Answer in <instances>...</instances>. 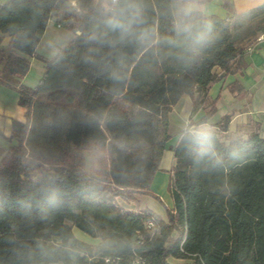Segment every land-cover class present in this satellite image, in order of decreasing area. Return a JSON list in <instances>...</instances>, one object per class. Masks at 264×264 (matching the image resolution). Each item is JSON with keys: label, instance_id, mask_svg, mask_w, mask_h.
Returning a JSON list of instances; mask_svg holds the SVG:
<instances>
[{"label": "trees", "instance_id": "obj_1", "mask_svg": "<svg viewBox=\"0 0 264 264\" xmlns=\"http://www.w3.org/2000/svg\"><path fill=\"white\" fill-rule=\"evenodd\" d=\"M89 2L0 3V32L9 37L7 54L0 46V85L15 90L25 110L23 122L12 121L11 137L17 143L0 160V258L7 261L6 240L16 233L70 247L76 253L74 264H102L96 256H128L136 232L144 233L145 222L153 216L157 234L137 248L149 264H264V138L256 131L227 135L232 113L209 126L222 168L202 171L178 140L168 186L173 207L166 220L149 210L122 208L116 201L134 194L160 201L149 188L169 140V113L182 95H188L204 111L196 123L208 122L215 104L206 102L207 90L246 68V53L264 33V4L225 18L206 15L215 40L202 57L187 67L171 59L135 65L131 81L117 95L111 82L80 63L79 43L65 49L61 64L42 58L44 73L35 87L19 83L51 15L64 12L68 23L74 18L70 11ZM159 3L154 0V11ZM16 5H22L18 15H5ZM223 7L229 11L227 0ZM17 29L27 30V43L20 42ZM160 30L165 32L166 26ZM227 87L231 93L243 90L237 81ZM70 107L105 113L110 119L102 129L77 125L64 131L46 126L48 119ZM93 137L103 141L105 159L89 174L83 152ZM122 140L135 142L138 155L108 151ZM229 186L234 188L231 198ZM30 198L39 201L40 208L25 213L20 202ZM53 199L57 202L49 203ZM73 227L99 242L91 245L77 239Z\"/></svg>", "mask_w": 264, "mask_h": 264}, {"label": "clouds", "instance_id": "obj_2", "mask_svg": "<svg viewBox=\"0 0 264 264\" xmlns=\"http://www.w3.org/2000/svg\"><path fill=\"white\" fill-rule=\"evenodd\" d=\"M5 0H0V3ZM154 0H90L75 9L77 22L68 31L45 37L43 47L57 64L65 60V49L79 43L83 51L80 63L91 72L111 82V91L117 95L131 81L135 65L144 62L171 59L189 66L202 57L214 43L213 23L205 13L207 0H160L153 10ZM22 5L10 7L5 15L16 16ZM166 31L161 32V26ZM16 28V25H12ZM21 43L29 41L25 29H17ZM105 113H89L77 107L57 112L47 121V127L68 131L77 125L104 128L109 121ZM178 139L204 172L224 166L217 151L216 136L203 123H184ZM137 154L135 142L122 140L109 146L108 151ZM85 164L98 167L105 159V146L98 137L90 138L83 152ZM234 188L229 186L231 198ZM55 199L49 203L55 204ZM25 213L38 211L39 201L31 198L21 201ZM9 256L0 258V264H74L75 251L70 247L54 245L40 237H22L10 234L6 240Z\"/></svg>", "mask_w": 264, "mask_h": 264}, {"label": "crops", "instance_id": "obj_3", "mask_svg": "<svg viewBox=\"0 0 264 264\" xmlns=\"http://www.w3.org/2000/svg\"><path fill=\"white\" fill-rule=\"evenodd\" d=\"M229 11L223 7V0H209L205 8L206 15H215L225 18L232 13L239 14L250 8L264 4V0H227ZM70 13H73L70 11ZM69 13V14H70ZM67 14L64 12H55L49 18L45 29L40 33L39 43L35 50V55L29 57V70L21 78L19 83L28 87H35L44 73L42 58H50L48 51L43 47L42 41L45 37L53 36L60 32L68 31L76 23V16L71 18L68 23L65 22ZM60 24V27H57ZM9 37L0 32V46L5 54L9 52ZM244 60L246 68L234 75L222 77L217 82L211 84L206 93V102H214L215 113L208 120L206 125L216 123L225 114L232 113L228 124L227 135L233 136L235 132L242 133L258 132L259 136L264 138V38L258 39L255 45L246 53ZM237 81L243 90L239 93H231L228 85ZM18 93L4 85H0V160L4 151L8 147L17 143L16 139L11 137L12 121H24V108L18 104ZM204 114L202 106L195 105L188 95H182L179 101L173 106L168 115V135L169 140L161 154L158 170L154 173L150 184V192L162 200H165L171 209L173 207L172 198L168 191V186L174 167V148L178 143V135L181 126L189 121L197 122ZM134 203L129 207L137 210H149L161 218L154 209L141 204L142 197H148L142 194H134ZM75 230L80 234H76ZM73 235L88 244L96 245L99 241L90 238L77 228H72ZM92 239L95 243L89 242Z\"/></svg>", "mask_w": 264, "mask_h": 264}, {"label": "built area", "instance_id": "obj_4", "mask_svg": "<svg viewBox=\"0 0 264 264\" xmlns=\"http://www.w3.org/2000/svg\"><path fill=\"white\" fill-rule=\"evenodd\" d=\"M72 6H75V2H71ZM57 24V27H60ZM264 38V33L258 36V39ZM257 39V40H258ZM157 224L153 216H151L144 225V233L136 232V237L133 243V248L128 256H118V255H105L96 256L97 261L100 260L102 264H149L145 257L137 252V248L143 244L145 240H150L154 237L157 232Z\"/></svg>", "mask_w": 264, "mask_h": 264}, {"label": "rangeland", "instance_id": "obj_5", "mask_svg": "<svg viewBox=\"0 0 264 264\" xmlns=\"http://www.w3.org/2000/svg\"><path fill=\"white\" fill-rule=\"evenodd\" d=\"M84 168H85V171L87 173H89V174L94 173L95 168L87 166L85 164V160H84ZM116 201H117L118 205L122 208L137 210L136 208L129 207V204H131L134 201V197H132L129 200L117 198ZM141 204L146 206V207H150V208L154 209L155 212L161 217L162 220H166L167 210H169L170 208H169V206L165 200H162L160 198V201H159V200L152 198V197H142ZM75 233L80 234L79 232H77V230H75ZM87 240H89V242L95 243V241L90 239V238Z\"/></svg>", "mask_w": 264, "mask_h": 264}]
</instances>
